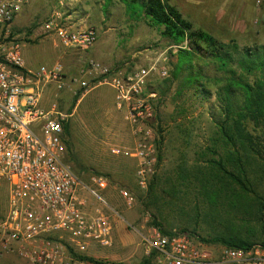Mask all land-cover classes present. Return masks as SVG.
Segmentation results:
<instances>
[{
    "label": "rangeland",
    "instance_id": "obj_1",
    "mask_svg": "<svg viewBox=\"0 0 264 264\" xmlns=\"http://www.w3.org/2000/svg\"><path fill=\"white\" fill-rule=\"evenodd\" d=\"M129 1L127 9L121 0H29L14 19V30L17 39L22 43L24 59L33 69L61 63L67 78L79 74L82 63L80 51V56L77 54L75 62H70L65 54H60L65 47L56 44L54 34L45 33L42 28L44 21L61 9L66 13L78 11L85 15L86 26L95 27L97 38L101 42L105 38L104 29L110 28L117 50L124 59H128L110 66H121L128 70L148 66L160 45L163 48L168 43L163 38L159 41V29L150 25L139 11V2ZM232 1L205 0L201 6H197L196 2L191 0V3L185 4L184 7L179 6V10L184 18L196 24L200 21L199 11L203 6L216 19L218 12L226 9L225 3ZM254 1L251 0L256 3ZM259 7L263 10L264 1ZM258 30L259 38L249 46L264 45V22L259 21ZM236 41L239 47L248 45L242 44V38ZM166 49L167 58L160 65L165 66L167 75L160 76L158 72H154L147 83V90L157 93L153 126L159 137L161 155L155 173L159 183L156 180L151 194L148 188L141 190L134 182L135 161L127 156L115 155L110 150L113 146L128 147L133 143L131 125L125 118V111L115 106L112 88L104 84L94 86L93 83L97 79H94V82L90 79L91 86L82 95L81 89L73 94L64 88L55 98L56 84L50 82L44 86L42 107L47 109L52 103H57V109L65 116L64 123H67L69 129L66 139L71 143L78 161L77 168L82 181L89 185V177L94 174L106 175L110 179L105 189L97 190L107 205L89 191H81L87 206L91 208L89 212L101 210L110 217L112 224L113 215L119 216L121 220L117 231L113 225L112 245L102 247L91 244L85 252L78 253L92 258L91 263L139 264L145 257L142 236L154 229L159 230L154 222L168 230L185 228L197 239L198 236H209L213 229L224 228L225 223L222 222L231 210L227 203H217L213 212L208 213L207 210L211 208L208 198L195 188L191 178H179V174H183L184 169L190 170L195 162L206 166V159L212 155L209 149L213 147L211 139L216 130L213 118L214 112H218L216 86L211 84L213 80L207 82L203 79L195 87L189 86L185 81L190 72L187 69L174 77L178 48ZM67 50L77 49L69 47ZM137 51H140V54L130 60L132 53ZM207 61V57L195 58L196 66L191 71L197 72V67L200 66V72L208 78L219 77L221 73L213 65L206 64ZM202 83L204 88L211 91L208 97L202 95ZM75 96L78 97L76 101ZM69 163L73 168V164ZM120 187L130 188L135 193L137 199L132 207L125 206L118 196ZM5 200L6 190L1 186L0 218L6 209ZM246 228L250 231L259 229L255 222L248 223ZM209 245L221 246L219 243ZM0 264L35 263L22 259L15 251L0 248Z\"/></svg>",
    "mask_w": 264,
    "mask_h": 264
},
{
    "label": "built area",
    "instance_id": "obj_2",
    "mask_svg": "<svg viewBox=\"0 0 264 264\" xmlns=\"http://www.w3.org/2000/svg\"><path fill=\"white\" fill-rule=\"evenodd\" d=\"M27 2L0 0V187L6 190L0 248L35 264H94L78 253L91 244L112 245L113 224L99 209L90 213L80 191H89L107 205L97 190L105 189L110 180L94 174L88 185L73 171L63 142L65 116L57 103L42 107L44 86L56 84L55 98L64 88L73 94L81 89L82 95L91 86L90 79H97L94 86L112 88L115 106L125 111L131 125L133 143L110 150L135 161L134 182L147 190L160 164L159 137L153 126L157 93L148 91L147 83L154 72L167 75L160 65L167 49L157 53L148 66L112 67L88 54L97 40L95 27L73 28L54 14L42 28L54 34L56 44L80 51L79 74L67 78L61 63L33 69L25 64L22 43L14 30V19ZM255 2L259 6L263 0ZM118 196L127 207L136 203L135 193L127 187H120ZM142 241L143 252L152 257L153 264H264L261 242L247 248L217 247L177 229L170 233L154 229Z\"/></svg>",
    "mask_w": 264,
    "mask_h": 264
},
{
    "label": "trees",
    "instance_id": "obj_3",
    "mask_svg": "<svg viewBox=\"0 0 264 264\" xmlns=\"http://www.w3.org/2000/svg\"><path fill=\"white\" fill-rule=\"evenodd\" d=\"M121 1L129 9L128 0ZM136 1L140 4L139 11L150 25L159 29L168 44L180 45L174 77L187 69L190 72L185 81L189 86L195 87L201 79L207 82L213 80L211 84L216 86L218 112H214L213 118L216 130L211 139L213 147L209 149L212 155L206 159V166L195 162L190 170H181L183 174H179V178H191L195 188L208 198L211 204L208 213L213 212L217 203H227L231 210L222 222L225 223L224 228L213 229L212 234L198 236L197 240L237 248H247L256 242L264 244V45L239 47L234 40L223 43L208 32L193 30L190 22L183 19L167 0L129 2ZM205 57L208 59L206 64L213 65L221 73L219 77L208 78L200 72V66L197 72L191 71L196 66L195 58ZM202 91L204 97L211 94L204 87ZM77 98L75 96L74 100ZM68 131V125L64 123L66 160L73 164L72 169L80 178L78 161L71 143L66 139ZM153 176L148 185L149 194L153 192L157 180V175ZM250 222L258 224V231L246 228ZM154 224L163 233L171 232L158 223ZM180 230L187 232L185 228ZM79 258L92 260L82 255ZM139 264H153L152 257L145 256Z\"/></svg>",
    "mask_w": 264,
    "mask_h": 264
},
{
    "label": "crops",
    "instance_id": "obj_4",
    "mask_svg": "<svg viewBox=\"0 0 264 264\" xmlns=\"http://www.w3.org/2000/svg\"><path fill=\"white\" fill-rule=\"evenodd\" d=\"M167 1L170 5L174 6L178 10L183 19L190 22L193 30H202L208 32L217 40L223 43H228L231 40L236 41V39L242 38V44H252L254 41H256V39L259 38V21L264 22V8L263 10H261V7L257 6L256 3H252L251 0H233L230 3L224 2L228 7L225 6L226 9L220 10L216 19H214L211 16V13L203 6L199 11L200 21L196 24L193 21L188 20V18H184L182 12L179 10V6L184 7L185 4L191 3V0ZM192 1L196 2L195 5L201 6L203 1L205 0ZM54 14L59 15L64 23L69 24L73 28H82L86 26V16L81 14V12L74 11L71 13H66V11L60 9L54 12L52 15ZM103 33L105 37L103 41L101 42L97 38L95 44L88 51V54L107 65L115 64V62H119L120 60L127 61L128 59H124V57H122L120 51L117 50V45H115L112 41L113 35L110 33V28H105ZM161 38L163 37L160 36V39L158 38L160 42L162 41ZM236 43L239 45L237 41ZM170 45L171 44H168L166 46L169 47ZM160 46L161 47H159V49L157 50L158 52H162L167 48L166 46L163 48L162 45ZM67 48L69 47H65L66 50L62 49V51H60V54H65L70 62H75L76 56L77 54H79L78 50L68 51ZM139 52L140 51L132 53L129 59L134 60V58H136L140 54ZM25 64L26 66L30 67L27 60H25ZM115 67L122 70H128L127 68H121V66ZM65 76H67V73H65ZM86 209L88 211L91 210V208L88 206H86ZM112 219L115 230L117 231L118 227H120L121 225V220L119 216L116 217L114 215Z\"/></svg>",
    "mask_w": 264,
    "mask_h": 264
}]
</instances>
